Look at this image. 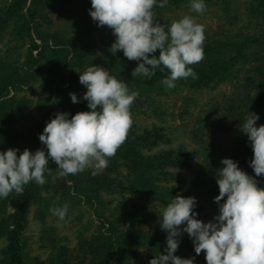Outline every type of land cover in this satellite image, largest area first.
Returning a JSON list of instances; mask_svg holds the SVG:
<instances>
[{
    "label": "trees",
    "instance_id": "trees-1",
    "mask_svg": "<svg viewBox=\"0 0 264 264\" xmlns=\"http://www.w3.org/2000/svg\"><path fill=\"white\" fill-rule=\"evenodd\" d=\"M74 1L0 0V48L2 44H9L5 54H0V151L18 148L19 155L28 148L34 152L43 145L39 134L56 113L67 112L70 118L79 111H89L87 101L82 98L87 89L79 82V75L91 64L107 68L111 75L124 81L130 91L139 92L131 113L145 103L154 102V94H179L184 88L215 89L233 82L244 90L229 101L230 119L240 128L248 117L258 114L257 126L264 124V0H250L249 12L254 24L250 19L249 24L236 33L225 30L220 24L223 37L205 36L203 60L190 65L198 79H179L175 81L176 86L168 90L162 83L170 75L167 69L163 72L157 69L152 77L131 75L138 61H129L122 50L115 55L111 53L115 36L107 26L84 23L72 33L44 29L43 23L49 21L52 10L63 16L70 15L69 3ZM236 1L204 0V3L206 7L217 6L232 22L237 16L231 8ZM189 3L191 0H168L165 7L157 6L153 11L167 31L169 11L185 8ZM234 9L237 12V8ZM25 42L29 45L22 60L21 48ZM36 83L41 90L38 93L40 107L50 106L43 113L46 121L18 129V122L29 120L32 115V98L23 91L33 89ZM70 93H75L80 102L73 103ZM240 134L245 143L234 157L242 159L244 171L255 177L249 163L253 158L251 143L246 134ZM171 140L164 125L153 124L142 131L131 127L126 141L109 158L108 167L97 175L91 174L92 169H86L52 183L46 173L47 183L43 186L32 181L24 186L23 195L13 192L7 198H0V243H3L0 264H149L154 256L163 254L167 233L160 227L150 226L155 219H160L162 209L177 194L195 197L200 187L206 185V174L190 184L179 173L180 169L190 167L194 151L185 146L162 147ZM209 166L210 172L217 173V162H209ZM49 167L53 173L57 170L51 160ZM255 179L259 187H264V176ZM76 198L86 201L93 209L99 221L96 232L89 238L81 232L76 248L52 236L47 258L32 255L25 239L32 209L44 218L51 213V206H63L65 202L73 205ZM132 199L139 201L127 206ZM199 211L197 202L194 208L197 218ZM143 251L149 255L148 259L143 258ZM192 251L194 246L188 237L180 239L175 254L193 258ZM195 264H198L196 260Z\"/></svg>",
    "mask_w": 264,
    "mask_h": 264
},
{
    "label": "clouds",
    "instance_id": "clouds-1",
    "mask_svg": "<svg viewBox=\"0 0 264 264\" xmlns=\"http://www.w3.org/2000/svg\"><path fill=\"white\" fill-rule=\"evenodd\" d=\"M167 2L91 0L89 10L98 26L112 30L115 41L111 53L122 50L129 61H138L131 73L134 78L152 77L157 69L168 70L170 75L162 80L165 90L174 88L179 79H198L190 65L203 60L206 38L205 26L191 15L174 20L166 31L153 9L163 8ZM190 8L203 14L206 4L191 0ZM79 82L87 89L82 98L89 111H79L71 118L67 112L56 113L39 134L46 151L25 148L19 155L18 148L0 151V198L13 192L23 195L24 186L32 181L43 186L46 173L52 183L86 169L97 175L126 141L133 123L130 109L139 92L130 91L124 81L95 64L80 73ZM70 96L73 103L80 102L75 93ZM258 119V114H253L240 127L251 143L253 158L249 163L255 177L264 176V124L257 126ZM50 160L56 165L55 173L49 167ZM221 164L216 173L219 194L214 197L218 214L203 222L194 212L197 198L177 194L160 215V228L167 233L164 253L154 256L149 264H195L194 257L175 254L185 232L195 253H205L207 264H264V187L232 158H222ZM68 209L65 202L49 211L63 221Z\"/></svg>",
    "mask_w": 264,
    "mask_h": 264
},
{
    "label": "rangeland",
    "instance_id": "rangeland-1",
    "mask_svg": "<svg viewBox=\"0 0 264 264\" xmlns=\"http://www.w3.org/2000/svg\"><path fill=\"white\" fill-rule=\"evenodd\" d=\"M190 5L191 3L185 8L175 9L173 12L169 11V25L184 15H191L197 23L205 26V36L223 37V27L225 30H230L231 33H236L239 29L245 28L246 24H249L250 19H252V22L254 20L249 12L251 7L250 0H238L232 5V13L237 14L236 18L232 19V22L229 21L228 15H225L217 6L206 7L204 13L199 14L193 12ZM69 6L72 11L70 15L66 16L52 10L49 21H44L43 23L44 29L72 33L81 24L95 22L89 12L91 0H75L69 3ZM235 7L238 13L235 11ZM158 19L163 25L164 22L161 21V18L158 17ZM220 24L224 26L222 27ZM95 35L97 38H101L100 34L98 36V33H95ZM37 40L42 43L40 39ZM25 43L26 45L21 48L22 60L29 45V42ZM8 45V43L2 44L0 54H5ZM33 86L34 91L32 88L23 91L32 98L31 118L29 120H20L17 124L18 129L36 124L40 120L46 121L43 113L50 106L47 104L40 107L38 93L41 90L38 83ZM243 90V88L236 87V83L228 82L215 89L189 90V88H184L179 94H154V102L145 103L139 110L131 113L133 120L131 127L139 131L153 124L167 127L172 140L168 144H163L162 147L176 148L185 146L188 150L194 151V158L190 167L180 169V172H178L190 184L197 178L205 177L204 174H206L204 178L206 185L201 186V191L195 195L200 206L198 219L203 222L212 220L219 212V206L214 201V197L219 194V187L216 182V176H214L216 172H210L209 162H217V168L220 169L223 167L221 164L222 158H232L238 162V167L244 170L242 159L237 160L234 157L236 150H239L245 143L244 136L240 134V128L230 119V111H228L229 101L235 99L237 93L243 94ZM44 102L46 101H42V103ZM41 148L46 149V146L42 145ZM136 200L138 199L129 200L127 206ZM117 201L118 198L115 203ZM159 221L160 219H155L150 227L159 228ZM98 223L99 221L88 203L77 198L73 205H69L67 215L63 221L58 220L52 213L40 218L34 208L29 215V224L25 230L28 251L32 255L47 258L51 251L50 238L52 236H55L58 239L57 241L76 248L78 235L84 232L85 236L89 238L96 232ZM188 237L185 232L180 239ZM190 243L194 246L191 238ZM2 245L3 243H0V248ZM141 253L143 258H149V255L144 251ZM192 254L198 264H207L204 252L197 255L195 251H192Z\"/></svg>",
    "mask_w": 264,
    "mask_h": 264
}]
</instances>
